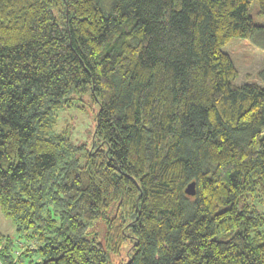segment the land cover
Instances as JSON below:
<instances>
[{"label": "trees", "instance_id": "trees-1", "mask_svg": "<svg viewBox=\"0 0 264 264\" xmlns=\"http://www.w3.org/2000/svg\"><path fill=\"white\" fill-rule=\"evenodd\" d=\"M252 1L0 0V206L35 240L0 231V264H112L128 239L121 264H264V65L238 84L223 49L264 48ZM88 89L91 149L58 129Z\"/></svg>", "mask_w": 264, "mask_h": 264}, {"label": "rangeland", "instance_id": "rangeland-1", "mask_svg": "<svg viewBox=\"0 0 264 264\" xmlns=\"http://www.w3.org/2000/svg\"><path fill=\"white\" fill-rule=\"evenodd\" d=\"M108 0H103L107 4ZM250 13L257 24L264 25V12L258 0H253L250 5ZM230 53L236 66L239 69V76L236 78L238 84L244 81H261L259 71L264 65V48L249 38L233 37L223 47ZM99 103L94 98L91 89L82 95L73 96L70 104L59 112L58 129L69 125L72 130V139L75 144H83L86 149H91L94 145L95 131L97 127V117L99 113ZM264 135V132H263ZM84 157L82 156V162ZM0 231L13 237L18 247L35 243V240L26 235L25 232L18 231L16 223L7 217L0 206ZM91 233L103 237L106 227L103 220H97ZM30 246H34L33 244ZM129 239L119 253H112L110 256L112 264H121L128 258Z\"/></svg>", "mask_w": 264, "mask_h": 264}, {"label": "water", "instance_id": "water-1", "mask_svg": "<svg viewBox=\"0 0 264 264\" xmlns=\"http://www.w3.org/2000/svg\"><path fill=\"white\" fill-rule=\"evenodd\" d=\"M185 192L189 195H195L197 193V188H196V181L190 182L186 189Z\"/></svg>", "mask_w": 264, "mask_h": 264}]
</instances>
